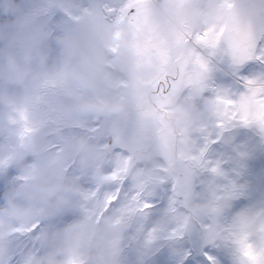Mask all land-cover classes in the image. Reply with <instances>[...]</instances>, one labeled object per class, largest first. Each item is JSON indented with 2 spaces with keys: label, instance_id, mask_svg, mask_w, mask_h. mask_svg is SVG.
Returning <instances> with one entry per match:
<instances>
[{
  "label": "clouds",
  "instance_id": "obj_1",
  "mask_svg": "<svg viewBox=\"0 0 264 264\" xmlns=\"http://www.w3.org/2000/svg\"><path fill=\"white\" fill-rule=\"evenodd\" d=\"M258 56L264 0H0V264H264Z\"/></svg>",
  "mask_w": 264,
  "mask_h": 264
},
{
  "label": "snow or ice",
  "instance_id": "obj_2",
  "mask_svg": "<svg viewBox=\"0 0 264 264\" xmlns=\"http://www.w3.org/2000/svg\"><path fill=\"white\" fill-rule=\"evenodd\" d=\"M264 57H257V59H262ZM245 61L247 62H252L253 61V56L249 53L247 55H244L241 59H240V62L241 63H244ZM245 256H247L250 260H253V256H252V253H251V247L248 246L247 249L245 250L244 252Z\"/></svg>",
  "mask_w": 264,
  "mask_h": 264
},
{
  "label": "rangeland",
  "instance_id": "obj_3",
  "mask_svg": "<svg viewBox=\"0 0 264 264\" xmlns=\"http://www.w3.org/2000/svg\"><path fill=\"white\" fill-rule=\"evenodd\" d=\"M245 54L243 52L240 53L241 58L244 56ZM252 256H253V260L255 261L257 259V257L253 254L252 250H251Z\"/></svg>",
  "mask_w": 264,
  "mask_h": 264
}]
</instances>
